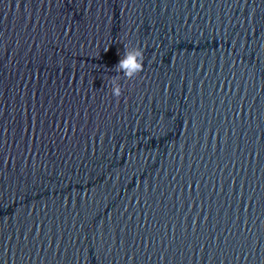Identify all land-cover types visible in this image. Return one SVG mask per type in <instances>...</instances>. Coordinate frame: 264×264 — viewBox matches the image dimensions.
<instances>
[{
    "label": "clouds",
    "instance_id": "1",
    "mask_svg": "<svg viewBox=\"0 0 264 264\" xmlns=\"http://www.w3.org/2000/svg\"><path fill=\"white\" fill-rule=\"evenodd\" d=\"M115 72L117 75L111 78L110 83L112 85V94L115 97H120L122 94L121 85L119 79H133L138 76L144 70V52L139 45L129 46L124 45V52L119 62L115 66Z\"/></svg>",
    "mask_w": 264,
    "mask_h": 264
}]
</instances>
